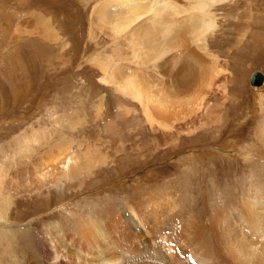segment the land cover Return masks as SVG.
Listing matches in <instances>:
<instances>
[{
	"label": "bare ground",
	"instance_id": "6f19581e",
	"mask_svg": "<svg viewBox=\"0 0 264 264\" xmlns=\"http://www.w3.org/2000/svg\"><path fill=\"white\" fill-rule=\"evenodd\" d=\"M6 1L13 12H4L5 6L1 12L9 16L15 39L11 61L6 54L0 58L9 67L6 84L12 88L9 95L0 86V110L11 103L10 96L12 101L30 100L34 94L42 98L35 84H46L44 68L53 69L55 62L65 71L53 81L59 86L56 94L65 103L74 102L76 109L59 117L54 112L55 125L21 132L7 150L1 145L7 133L0 137V264H264V83L256 86L251 80L254 88H261H246L247 60L264 64V16L230 21L231 11L251 3L223 0L218 7L227 10H222L225 22L217 20L215 33L205 35L199 30V14L190 11L194 0H41V9L29 13L30 6L15 7L17 0H1L0 7ZM31 39H41L43 48L32 50ZM30 54L41 60L36 63ZM71 67L74 73L68 76ZM19 75L22 81L16 83ZM252 98L257 101L255 113L250 110ZM53 102L49 111L57 106ZM200 111L197 125L193 117ZM235 119L238 126L231 127ZM116 123L134 131V141H118L124 155L129 142H137L135 151L141 153L145 147L157 149L181 139L180 124L187 125L184 136L197 140L201 133L215 132L209 141L216 145H196L212 154L207 174L203 170L199 176L200 160L192 155L186 158L185 174L174 183L135 192L120 203L110 195L88 203V193H99L101 186L96 185L109 178L104 173H116L123 164L124 159L109 154L119 133ZM142 125L150 131L147 137L135 133ZM62 132L69 137L67 146L59 144ZM237 136L238 141L228 140ZM236 142L238 165L227 161L232 150L220 145ZM237 175L238 187L226 189L228 193L221 189L230 188L231 176ZM55 188L62 191L60 206L48 215L43 232L38 221L24 227L17 223V211L26 202L11 200L10 193L34 190L41 196L30 198L40 205L50 199L43 195H52ZM185 188L194 196L189 194L193 199L186 218L180 205ZM211 191H219L220 199L203 202V194ZM203 213L208 216L202 218Z\"/></svg>",
	"mask_w": 264,
	"mask_h": 264
},
{
	"label": "rangeland",
	"instance_id": "374dc122",
	"mask_svg": "<svg viewBox=\"0 0 264 264\" xmlns=\"http://www.w3.org/2000/svg\"><path fill=\"white\" fill-rule=\"evenodd\" d=\"M19 1L22 2V3L21 2L19 3L20 5L18 4ZM25 1L24 0H17L15 7L20 6V7H22V9H24L25 8V5L26 6H30L26 10L27 12H25V13H29L31 11L33 12V11L37 10L38 8L40 10L41 7H42L41 6L42 5V2H40L41 0H34V1L32 0V2L30 0H28V1L25 0ZM246 1L249 2V3H251V6H249L250 8L249 7H246V5H245L243 7H240L241 10L242 9H246L245 12L244 11H241L239 9L231 11V16L229 17L230 21H234L235 19L237 20L238 18H240L242 21L247 22L248 18L249 17L251 18V16L253 18H257V17L264 16V10H262V7L264 6L263 5L264 4V0H262V1L261 0H246ZM23 4H25V5H23ZM36 4H38V5L36 6ZM7 5H8V2L6 1L5 3H2L1 4V7H0V19L1 18H4V20H6V21H4L2 23L0 22V58H1V56L3 54H6V55H3V56L6 59L9 58L8 60L11 61V56L12 55L10 53L12 52V43H13V41L15 39L14 36H13V33H12V29L13 28H12L11 23L9 21H7L8 20V17H9L7 15V13L6 14L4 13L5 14L4 16L6 17V19H5V17L2 16L3 15V12H1V10L3 9L4 6H5L4 8L6 9V10L4 9V12H6V11L13 12V8L12 9L11 8L9 9V7ZM21 5H23L24 8ZM180 5H183V1L180 2ZM7 9H9V10H7ZM216 9H217L216 10V13H217V15L219 17V19H218L219 23L225 22V15L226 14L222 11V10H224V8L220 10V8L217 6ZM225 9H227V7ZM247 9H250V14L247 11ZM224 11H227V10H224ZM221 16H224V18L221 17ZM58 20H59V17H58ZM78 21H82V20H78ZM74 33H75V31L72 30V34H74ZM237 37L238 36H236V37L233 38V40H235L234 41V44H237L238 43ZM247 41H248V39H247ZM41 43H42L41 39H39V40L37 39V41H36V39H35V41H33L31 39V44H34L32 50H35L37 52L38 51V48H43V46L41 45ZM82 43H84V40L82 41ZM245 44L247 46L244 45V47H248L250 45V42H246ZM34 46H35V48H34ZM89 48L91 49L90 46H89ZM239 48L241 50L242 45ZM236 51H238V50H235V52ZM238 52H240V51H238ZM30 55H32L34 57V60H36V63H38L39 60H41L40 57L37 56V54H30ZM74 55H75V52H74ZM8 60H6V61L8 62ZM236 65H237V67L239 66L238 65V62L236 63ZM246 66L250 69L249 70V75H248V78H247L248 81H247V85H246L247 87L246 88H249V89H259V88H261L262 85H263V83H264V64L263 63H260V61H254L253 59L250 58V59L247 60ZM73 69H74V67L73 68L71 67L69 69V71L66 72V75L73 76V73H74V70ZM44 70H45V75L48 77V80H50V81L48 82V80L44 79V81L46 82L47 85L44 82L41 85H39V86H38V83L35 84V88L36 89L39 88V90H41L44 93L42 95V98H39L37 96V94H34L31 98H29L30 100H28V97H25L24 100H22L23 98H21V99L18 100V99L15 98V95H14V98H15L16 101H12L14 99H13L12 96H10L11 103H9V104L6 103L5 108H2V110H0V132H1L0 133V137L4 136L7 133L3 137V140H1V139L0 140H1V145H3L6 150H7L8 143L12 140V138L13 137L18 138L17 135H19V134L21 135V132H22V134L24 132L30 134L32 129L33 130H37V129L39 130V128H42V126L44 127V125H46L45 127H50L51 125H53L54 124L53 123L54 120L52 119V116H53L54 112H55V115L58 114V117H59V115L60 114L62 115L64 112H65V115H67V114H70L69 112H71V111H73V110L76 109V104L74 102L67 101L66 100L67 103H65L64 102L65 99L62 98V95L56 94L57 91H58L57 89H59V86H58V83H55L53 81L55 79H57L58 77L60 78V76H62L65 73V71H63L61 69V66L57 62H55V65H54V68L53 69H50L49 70V68H48V70H47V68H44ZM9 71H10L9 70V67H6V65L3 64V61L0 60V86H2V83H3L4 84V87H6V91L10 95V92L9 91L12 90V88L10 89L8 87L9 85L6 84L7 81L9 80V77H6V76H8V72ZM254 73H259L263 77L262 83H261L262 85L260 84L261 87H259V88H254L256 86H254L252 84V82H251V77L253 76ZM21 81H22V77L19 78L18 81L16 80V83H18V82L21 83ZM9 82L11 84L13 83L11 80ZM51 84L54 87H51L50 86ZM55 85H57L56 86L57 88L55 87ZM239 85H240V83H238L237 86L239 87ZM12 86H13V89L16 88L15 85L12 84ZM41 86H43V87H41ZM44 87H45V89L47 87L46 91H44L45 90ZM234 88L235 87H232L229 84L230 91L236 92L237 93V96H238V90H237V88H235V89ZM48 89H49L50 92L49 91L47 92ZM239 93H240V91H239ZM59 96H60V98H59ZM113 97H114V95L112 94V96H110V98H113ZM36 98H37V100H36ZM38 98L39 99H42V101L41 100H38ZM43 99H47V103H46V100H43ZM211 99L214 100V101H216V98L214 99L213 96L211 97ZM38 101L39 102L41 101L40 102L41 108L38 107L39 106V104H38L39 102ZM53 101H56L57 106H56V108H53L51 111H49L51 105L55 104ZM217 101H221V100H217ZM256 102H254V99L253 98L250 100V110L252 112H254V113L257 112L256 111V108L258 107L257 104H256ZM31 103H32V105H31ZM62 103H63V106H62ZM112 103H114V101L109 102V104H110L109 107L111 106V111L114 114V112H115V105H113ZM220 103H222V102H220ZM210 104L212 105L213 102H210ZM0 105H1V103H0ZM34 105L36 107H38L39 109L37 110V108H36L33 111ZM59 105L62 106V107L59 108ZM231 106L232 105H230V107ZM65 109H67V110H65ZM225 109H226V107H225ZM56 110L58 112L59 111L60 112L58 113ZM236 111L238 112V107L236 108ZM203 112L204 111H200L196 115L197 117L196 116L193 117V121H195L196 124L197 123L199 124V121H200L199 119L201 118L200 116L202 115L201 113H203ZM47 113H50V114L47 115ZM110 116H111V114H110ZM50 118H51V120H50ZM62 119L64 120V118H62ZM68 119H71V118L68 117ZM63 120H60L59 121V125H63V122H61ZM203 122H206V121H203ZM114 123H115V121H114ZM234 125L235 126H238V120L237 119H235V121L232 120L231 127H233ZM115 126H117L118 129L116 128L114 131L115 132H119V133L117 134V139H115L116 143L114 145H112L113 149H110L109 154L112 155L114 153L113 155H115L116 157H119L120 158L118 160L124 159L123 164L121 165V168L119 169V171L116 172L117 174L115 173V171L113 169H111L110 171H112V170L113 171L112 172H109V174H107V175L104 173V176L109 177V178L107 180H105L106 182H104L102 184L96 185V186H101L99 188L100 189L99 190V193L96 194V193H94V191H93V194L94 195L92 194V192H89L88 193V194L91 195V196H88L89 197L88 198V201H87L88 203L90 201L91 202H95V201L97 202L100 199H105L109 195H110V197H108V198H110V200H112L114 202L115 201L116 202L119 201V203H120V201L122 199L125 200V199L130 198L133 195V193L135 194V192H140V191L143 192V191H146L147 189H151V188H154L155 189V188L161 187L164 184H166L165 182H167V181H171L172 183H174L175 182L174 181L175 179L182 178V176L185 174V172H182V171H185L184 169L186 167H188L187 159H192L191 158L192 155H195V156H198L199 157V160H200L199 166L201 167L200 169H198L199 176H201V173L203 172V170H204L205 174H207V169H205L206 168L205 166H208V168H210V164L208 163L209 162L208 159L210 157H212L211 156L212 154H210L211 153L210 150L196 148L197 147L196 145L198 144V142H200L199 145H204L205 147L206 146H214V145H216L214 143H211L212 140L209 141L210 140V137L209 136L216 135L215 132H212L211 134H208L209 132L208 133H205V134L204 133H201L200 135H198V140H197V139H193L189 135L188 136H184L185 132H182V131L184 130L183 128H187V125L183 124V127H182V125L180 124V127H181V130L182 131L179 130L180 131L179 134L180 135L183 134V136L181 137V139L175 140L173 142H168L167 144H162L160 146V148H157V149H153V148H150V147L149 148L148 147H145L146 150H144L141 153H138V152L135 151L136 150V147H134V146L137 144V142H136L135 145H133V142H129V143H127V144H129V146L126 148V150L124 152L126 155H124L123 154V150L119 147V142H120L119 140L120 139L121 140H124L123 138L126 137V139H129L130 141H134L135 140V137H133L134 131H132V130L129 131L128 127L119 126L118 123H116ZM141 127H142V129H140L139 131H135V133H139L140 136H141V133H142V136L147 137V135L149 134L150 131L148 132V129L147 128L146 129H143V125ZM123 128H125V129H123ZM120 129H123V130L121 131ZM210 131H213V128H211ZM206 134H208V135H206ZM61 136L62 137H60V138H62V141L59 144L61 146H67V143L70 142V141L66 140V139L69 138L67 136V133L66 132H64V133L62 132ZM128 136H129V138H127ZM176 136H178V135H176ZM153 137L157 139L156 136H153ZM158 138H160V137H158ZM234 138L236 139V138H238V136L237 137H233V138H228V140L231 141ZM236 140L238 141V139H236ZM172 143H175L176 146L172 147ZM220 145L225 146V147L228 146L229 148L226 147L225 148L226 150H232V152L229 154V155H231L230 157H232V158L229 159V160H227V161L228 162H233L234 161L233 163L236 162L235 164L238 165V158H241L240 156H238V142H236V143H234L232 145L231 144H229V145L228 144H225V145L224 144H220ZM113 150H114V152H113ZM106 152H108V149H107ZM100 154H102V153H100ZM132 154H134V155H132ZM113 155H112V157H113ZM137 155H140L141 157H144V158L147 157V158L145 160H141L140 159L141 157H138ZM136 159L137 160L139 159V160L137 161ZM129 160H132V161L129 162ZM241 161L242 160H240V162ZM189 164H191V163H189ZM111 166L112 165H110L109 167H105V168L110 169ZM112 168H114V167H112ZM147 177H150V178L147 179ZM209 178H210L209 176L206 177L207 181L209 180ZM145 179L148 180V183H145L144 182ZM233 180H235V182H233ZM229 184L231 185L230 188H225V189L224 188H221V189H223V190H225L227 192L226 189H232L233 188V185L237 186L238 185V175L235 176L234 179H232V176H231V179H230V183ZM225 185L226 184L224 183V187H225ZM129 187L132 189V191H127V189H129ZM121 189H124V193L125 194H129V195L128 196L123 195L124 193H122V191L119 194V191ZM109 192H110V194H109ZM217 192L219 193V191H214V192L211 191V193H209L207 195H204L203 194L204 198L202 199V201L203 202L204 201L206 202L207 199L209 201L211 199L212 200L215 199L216 201H218L220 199V197L218 198L219 195H218ZM19 193H16V196L14 194H12V193L9 194V197H10L11 200L13 198L14 199L15 198H21V201L24 199L25 202L28 204L27 205L25 203L26 205L24 204L22 206V208H20V209L26 208L27 209V212H22V211H20V209H19V211H17V214H16V217H17V220L16 221H17V223L20 224V225H22V226L23 225L25 226V224L30 225V223H28V222H31L32 221V222H35L36 223L38 221L39 223L37 222L38 223L37 226L39 227V230L41 229L40 231L43 232V227H45L46 225H48L49 224V221L51 219V217H48V215L55 213L58 210V207L60 206L58 204V202L60 201V197H62V196H60L61 193H62L61 189L60 188H55L53 190V194L50 195V196L47 195L48 192L45 193L46 195H43V196L44 197H47L48 196V199L49 198L50 199L48 200L47 203L40 202L39 203L40 205H37L36 202H34L33 200H31V198H30V197L36 198V196H41L40 193H36L35 194V191L34 190H28L25 193H23V192H19ZM189 194H191V196L194 197L193 194L189 190L186 189V192L183 191V195L181 196L182 200L180 199V205H181V209L183 211V214L182 215L185 218H186V216L189 213V210H190L189 204H190V202L193 199L192 197L189 198V196H190ZM121 195H123V196H121ZM205 198H206V200H205ZM1 199L2 198H0V200ZM73 199H74V196H72V199L70 201L68 200V202L73 201ZM185 199L189 203L186 202ZM189 199H191V200H189ZM237 199H238V196L232 198L231 199V203L232 204H235L236 201H237ZM183 201H185V202H183ZM74 202L72 204H74ZM228 204H230V203H228ZM229 206H231V205H229ZM5 207H6V203L1 206L2 209H4ZM23 213H25V214H23ZM26 214H27V216H26ZM205 214L203 213L201 215L202 218L205 217V216H208L207 213H205ZM57 218H55V219H57ZM45 220H48V221H45ZM23 227H21V228L23 229Z\"/></svg>",
	"mask_w": 264,
	"mask_h": 264
},
{
	"label": "clouds",
	"instance_id": "9594fccd",
	"mask_svg": "<svg viewBox=\"0 0 264 264\" xmlns=\"http://www.w3.org/2000/svg\"><path fill=\"white\" fill-rule=\"evenodd\" d=\"M223 0H194L190 11L199 14V30L205 35L214 34L218 29L217 16L214 9L222 3Z\"/></svg>",
	"mask_w": 264,
	"mask_h": 264
},
{
	"label": "water",
	"instance_id": "95a60500",
	"mask_svg": "<svg viewBox=\"0 0 264 264\" xmlns=\"http://www.w3.org/2000/svg\"><path fill=\"white\" fill-rule=\"evenodd\" d=\"M255 76H257V80H254ZM253 77L254 78L251 77V80L254 81V85L258 86L261 83L263 77L259 73L253 74Z\"/></svg>",
	"mask_w": 264,
	"mask_h": 264
}]
</instances>
